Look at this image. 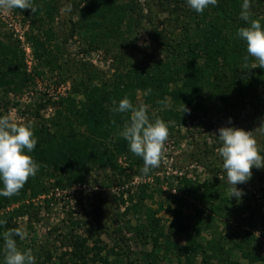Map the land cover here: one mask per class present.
<instances>
[{
	"label": "rangeland",
	"instance_id": "1",
	"mask_svg": "<svg viewBox=\"0 0 264 264\" xmlns=\"http://www.w3.org/2000/svg\"><path fill=\"white\" fill-rule=\"evenodd\" d=\"M102 1L32 0L35 11L0 9V73H5V67L10 66L12 60L17 68L21 67L22 74L14 77L13 84L0 83V116H10L17 123H49L53 130V123L58 117L56 106L49 100H58L60 96L70 94L74 78L86 80L87 74H98L99 78L94 80L101 85L119 74L125 75L129 67L140 69L144 65L150 68L164 57L163 50H156L151 45L150 24L146 20L140 21L137 26H128L129 15L123 16L117 9L106 10L107 6L102 5ZM138 1L119 0L118 8L128 9L131 4L136 6ZM140 2L145 5L144 0ZM152 3L156 5L154 10L158 14L159 29L167 35L171 30L178 34L180 29L168 20L174 2L163 0L161 6L157 0ZM143 11L147 12L144 6ZM137 13L134 11L138 16ZM105 15H108V21L104 19ZM83 22L85 25L81 26ZM96 24L100 26L95 27ZM107 24L111 26L113 36L108 38V42H103L97 32L104 31ZM46 58L52 60L51 65L46 63ZM175 87L174 83L165 85L169 89ZM208 89L204 96L209 95ZM142 95L138 92L137 104L144 105L147 113L150 112V121H154L153 115L160 111L145 104ZM76 97L87 105L82 94ZM167 99L168 106L171 101L169 95ZM258 106L261 110L255 113L251 105L244 106L242 102L219 108L210 102L195 119L191 120L186 115V121L181 125L171 122L174 129L165 142L161 163L147 175L141 173L142 158L125 151L117 155L123 173L109 175L111 170L108 167L89 169L90 165H86L82 179L72 183L57 173L48 180L47 191L29 199L26 197L31 212L20 218L22 227L26 229L27 236L32 234V242L37 249L45 247L51 252L52 259L48 264H61V259L65 264L80 261L72 241H69L72 236L75 239L76 236L86 238V246L90 248L97 241L98 245L104 246L102 254L110 253L109 260L116 264H225L221 258L231 259L232 264H264V168L253 167L251 178L237 185L243 192L238 212H231L225 218H215L210 231H204L208 239L203 250L188 252L186 232L179 230L185 219H174L167 211L168 204L177 206L181 200L176 202L174 195L179 194L177 186L184 176L190 179L199 177L201 181L221 178L227 182L223 169L220 175L210 169L215 163H220L222 168L221 158L216 159L206 150V146H214L218 154L221 142L217 134L220 127L235 126L254 131L264 156V132L256 129L264 125V106ZM36 110L40 117L31 113ZM70 169L66 171L69 176L72 175ZM144 185H148L146 192H154V200H141L139 196ZM231 188L230 185L229 194ZM133 203H138V210L133 207L127 210ZM161 203L164 209L156 214L154 209L159 208ZM19 204V201H12L11 207ZM195 206L193 204V208ZM184 211L193 214L187 206ZM154 213L163 219L160 226L155 219L151 223L157 225L160 231L164 230L165 234L171 233L170 237L160 238L162 247L155 252L156 237L151 234L156 230L149 224V216ZM191 229L198 240L203 228L193 224ZM245 242L248 248H243ZM90 248L88 263L102 264L90 259L93 256ZM124 251L130 253L131 259L123 255ZM148 252L155 254L146 259Z\"/></svg>",
	"mask_w": 264,
	"mask_h": 264
},
{
	"label": "trees",
	"instance_id": "2",
	"mask_svg": "<svg viewBox=\"0 0 264 264\" xmlns=\"http://www.w3.org/2000/svg\"><path fill=\"white\" fill-rule=\"evenodd\" d=\"M140 1L136 2V6L131 4L128 9L121 8L120 10L119 0H103L102 5L107 6L106 10L117 9L121 15H129L128 26L134 27L140 21L146 20L150 24L148 33L151 45L156 50H163L164 57L150 68L144 65L140 66V69L134 66L129 67L124 72L125 75L119 74L113 80L103 81L101 85L95 83L94 80L99 78L98 74L96 76L94 73L87 74L86 80L74 78L70 94L60 96L58 100H49V103L56 106L55 114L58 119L52 122L53 130L49 123L37 122L36 125H32L34 134L37 136V146L32 156L39 164V170L34 177H29L18 193L11 197H0V233L15 228L26 232L20 222L31 212L26 197L29 199L42 191H47L50 185L48 180L54 178L57 173L62 179L66 178L67 182L72 183L82 179L86 172V165H90L89 169L90 167H108L111 170L109 175L124 172V169L120 170L117 155L122 151L131 154L128 142L121 136V130L124 124L130 121L131 113L112 112L113 101L118 104L120 99L127 96L134 106L139 107L141 104H137L138 92L143 94L145 89L151 88L150 95H142L144 103L155 106L160 111H157L158 113L153 115V118L168 122L169 132L174 129V124L171 122L174 121L181 125L186 121V115H189L191 120L195 119V116L204 111L210 102H214L218 108L227 107L234 102H242L244 106L251 105L256 110L255 113L261 110L258 105L264 106V68L252 67L254 63L258 64V61L248 56L246 43L237 36V29L245 26L246 23L240 19L243 0H217L215 6L206 8L202 13L192 10L186 0H172L175 5L168 20L169 23H174L175 28H179L180 32L177 34L171 30L168 32L170 35L159 29L158 14L154 10L156 5H153V0H144L145 5ZM157 1L160 6L164 4L163 0ZM250 5L251 19H257L264 24V0H250ZM143 6L147 9L146 13L143 11ZM134 11H138V16L134 14ZM129 12L132 13L128 14ZM172 14L175 15L171 16ZM193 15H197L196 18L193 19ZM107 17L108 15H105L104 19L108 21ZM112 23L110 24L113 25ZM80 25H85V22ZM100 25L96 24L95 27ZM97 34L103 42H108V38L113 36V30L108 25L104 31L97 32ZM138 50L140 51L139 47ZM45 61L51 65V59L46 58ZM11 62L10 66L5 67V73H0L1 84H13L15 76H22L21 67L17 68L14 61L11 60ZM170 83L176 84V87L165 88V85ZM207 87L210 93L204 96ZM77 94L83 95L87 105L83 104L84 100L76 97ZM168 95L171 101L167 106ZM31 113L35 117H40L37 110ZM213 147L206 146V150L208 153L211 152L216 159L220 158ZM204 164L210 167L208 162ZM68 169L72 171L70 176L66 172ZM210 169L220 175L223 168L220 167V163H215ZM179 184L177 186L179 194L174 197L176 202L181 200L177 206L168 204L167 211L174 216V219H185L179 226V230L186 232L188 252L203 250L204 243L208 239L204 231H210L216 217L225 218L231 212L237 213L239 204L242 202L235 197L231 198L228 193L230 185L221 178L217 181L209 178L201 181L199 177L190 179L184 176ZM147 187L148 185L141 187L139 197L142 201L148 198L154 200V192H146ZM180 194L184 198L179 197ZM12 201H19V206L11 207ZM193 204H196L194 208ZM185 206L192 210L193 214L191 211L186 213ZM132 207L138 210V203L131 204L127 210H131ZM162 209H164L163 203L159 205V208H155L154 212L157 214ZM154 215L149 216V224H152L156 230L151 234H155L156 237L155 252L156 249L162 247L160 238L170 237L171 233L165 234L164 230L160 231L157 225L160 226L163 218ZM152 219L156 220L157 225L151 223ZM193 224L203 228L198 234L200 237L198 240L191 231ZM72 237L69 241H72L71 245L80 259L73 264H89L87 256L90 247L86 246L87 239L79 236H76V239ZM15 239L21 250L26 248L32 251L36 264H48L52 259L51 252L44 249L45 247L42 248L43 250L37 249L36 244L32 242L31 233H28L22 241L19 237ZM244 244L243 248H248L247 243ZM103 249L104 246L98 245L96 241L90 248L93 252L90 259L95 263L99 261L102 264H116L109 260L110 253L105 256L102 254ZM5 251L3 237L0 235V262L4 259ZM151 254L152 252L146 253V259ZM123 255L131 259L129 252L124 251ZM230 256L229 254L228 257ZM221 259L225 264H232L231 259ZM262 260L264 261V256ZM61 261V264H65L64 259Z\"/></svg>",
	"mask_w": 264,
	"mask_h": 264
},
{
	"label": "clouds",
	"instance_id": "3",
	"mask_svg": "<svg viewBox=\"0 0 264 264\" xmlns=\"http://www.w3.org/2000/svg\"><path fill=\"white\" fill-rule=\"evenodd\" d=\"M187 5L196 13H202L209 6H215L217 0H186ZM250 0H243L240 19L245 26L237 29V36L246 43L248 56L258 61L252 67L264 68V24L251 19ZM0 9H31L32 0H0ZM247 59V58H246ZM151 88L144 90V96L150 95ZM114 113H131L130 121L125 123L121 136L128 142L131 153L142 158L144 175L158 167L164 155L165 142L169 136V123L161 119L150 121L144 105L134 106L125 96L113 101ZM264 132V125L256 128ZM221 146L218 156L226 172L227 182L232 186L230 196L241 199L243 192L237 187L249 180L252 168H264V156L258 146L254 131L235 126H222L217 134ZM37 146L34 128L29 123L14 122L10 116H0V197H11L18 193L39 170V164L32 156ZM3 237L4 259L0 264H36L30 249L21 250L15 237L22 241L27 233L20 228L0 233Z\"/></svg>",
	"mask_w": 264,
	"mask_h": 264
}]
</instances>
